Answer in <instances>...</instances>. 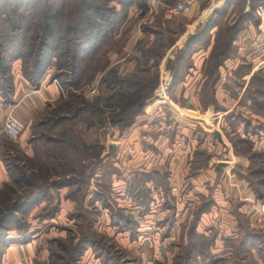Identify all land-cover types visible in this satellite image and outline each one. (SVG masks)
I'll return each mask as SVG.
<instances>
[{
	"label": "rangeland",
	"instance_id": "obj_1",
	"mask_svg": "<svg viewBox=\"0 0 264 264\" xmlns=\"http://www.w3.org/2000/svg\"><path fill=\"white\" fill-rule=\"evenodd\" d=\"M130 2L131 4H124L122 7L116 2L104 3L103 0H11L6 6L0 3V43L3 35H9L6 36L5 45L10 54L4 56V66L9 69L10 90L13 89L11 78L14 76L16 83L22 78L33 88H37L42 80L48 84L57 83L65 93L61 100L44 109L29 127L18 117L14 107L15 116L24 126V131L17 141H9L4 137V118H0V264L11 244L24 245L37 236L40 242H37L38 253L33 260L34 264H82L80 258L87 250H92L95 255L104 254V259L109 258L111 264H135L121 242H116L115 239L89 226L96 223L104 211L111 216L112 224L117 223L119 217L116 215H129L119 206L126 205L122 202L124 199L138 204H171V194L154 195L152 188H149L151 183H160L161 188L164 186L165 180L160 179L159 175L153 176V170L157 169L155 166L152 165L148 170L151 173L141 175L139 180L136 175L129 177V173L135 169L125 158L130 156L131 159L134 156L137 159L144 156L145 152L152 155V151L147 149L152 146H130L126 154L125 147L120 146L123 138L131 137L129 130L132 127L124 130L123 124L129 121L132 109L122 114L121 124H111V121L106 120L107 122L101 125L100 118L90 111H83L81 116L76 118L78 112L75 115L72 108L66 107V103L74 99L75 102L80 99L91 103L101 97L108 100L113 91L132 90L128 83L136 78L134 75H140L137 80L146 83L141 101L144 107H139L138 116L143 115L145 103L150 106L147 109L149 114L167 115L170 113V106L155 104L153 98L160 85L158 76L165 74L176 78V81L189 76L195 81L197 79L196 88L204 98L202 103L209 110L216 109L211 87L219 75L217 65L221 66L228 58H234L236 50L231 49L230 38L236 36L244 21H250L256 26L254 10L257 4L264 3V0H201L190 14L179 17L171 15V31L174 26L177 34L173 36L171 32L170 50L162 37H153L150 41H142L141 45L138 43L136 49L123 53L113 48L118 40H112L111 28L115 30L129 11H134L131 6L141 10V16L149 11L148 0ZM84 5H90L91 11L87 12V6L84 10ZM172 6L173 3L169 5V9ZM107 7L110 8L105 10ZM95 8H100L98 15L104 17V20H101V28L102 32L105 30V38H99L98 45L102 41L104 44L103 47H98L99 50L90 60L79 61L77 64L80 68L75 71L74 92L71 91V49L57 52L52 59L45 53L39 71L40 77L30 75L39 40L43 36L44 16L58 13L63 25L68 22L83 26L85 20H98L95 17ZM169 9L159 8L163 14ZM210 19L212 21L208 25ZM215 21V25L211 24ZM11 23H15L13 25L16 28L23 29L22 32L5 34ZM53 25L56 29L61 22ZM192 25V37L202 31L203 34L186 47L189 39L187 30L189 31V26ZM142 29L150 28L147 26ZM206 29L210 30L209 33ZM110 52L111 61L107 59L106 63L111 66L116 61L122 62L104 72L105 64L101 67L98 65ZM25 72L32 81L27 78ZM98 73L103 74L101 79L104 78L108 82L106 86L100 84L101 79H96ZM92 86H96L97 90L91 96L88 88ZM7 92L6 86L2 85L0 101L6 104L9 102ZM70 93L75 95L71 96ZM76 105L82 106L78 103ZM58 108L60 112L55 117L53 113ZM73 117L75 120L72 124L65 121L72 120ZM55 118L65 120H60L55 126ZM208 124L213 130L215 123H212L210 118ZM209 125L207 128H210ZM145 126H149L148 123H145ZM127 130L128 134L125 136ZM138 135L140 137L139 131L137 137ZM97 148L100 153L98 158ZM262 177L264 176L254 179ZM61 183L63 188L58 186ZM68 183H72V186H68ZM59 190L63 192L60 194ZM260 201L264 203L263 199ZM62 203L66 206L63 207ZM246 234L249 238H254V245L242 244L243 237L238 256L214 264H264V229L249 230ZM40 252H44L45 260H40ZM182 262L180 261V264Z\"/></svg>",
	"mask_w": 264,
	"mask_h": 264
},
{
	"label": "crops",
	"instance_id": "obj_2",
	"mask_svg": "<svg viewBox=\"0 0 264 264\" xmlns=\"http://www.w3.org/2000/svg\"><path fill=\"white\" fill-rule=\"evenodd\" d=\"M172 3V0H148L149 11L142 16L141 10L131 6L134 11H129L110 33L113 41L118 40L113 48L128 53L144 40L162 37L170 50L171 32L174 36L177 29L173 26L171 31L170 12L163 14L159 8L169 9ZM147 26L150 29H142ZM193 29L192 25L187 30L189 38ZM229 42L231 49L236 50L235 56L218 66L219 75L211 87L216 109L209 110L202 103L204 98L196 88L197 79L189 76L176 81L163 74L158 76L160 85L153 98L155 104L169 105L170 113L149 114L150 106L145 103L143 115L128 129L131 139L126 136L127 130L125 139L121 140L125 154L130 146H152L147 148L152 155L145 152L137 159L125 158L135 169L129 177L136 175L139 180L141 175L151 173L148 170L153 165L157 169L152 175H159L165 181L162 188L160 183H151L149 188L154 195L171 194L170 205L152 202L144 206L124 199L126 205L119 206L129 215L112 224L111 216L104 211L89 226L121 242L135 264H180V261L202 264L204 260L207 264L210 258L223 263L238 256L241 239L247 237V231L264 229V203L257 197L264 192V177L254 179L264 176V172L251 171L253 160L239 153L240 141L248 140L250 151L258 154L253 159L258 167L264 168V99H260L262 94L264 98V84L255 86L258 74H262L264 81V55L257 53V26L244 21ZM111 53L98 65L105 64L104 72L122 62L116 61L111 66L106 63L107 59L111 61ZM11 79L13 89L7 104L0 101V118L5 117L8 108L15 107L18 117L28 127L65 94L57 83L42 80L33 88L22 78L18 83L14 76ZM209 118L215 123L216 131L208 124ZM37 238L24 245L11 244L1 264H34L40 242ZM39 255L40 260H45L44 252ZM80 260L82 264H107L104 254L95 255L92 250H87Z\"/></svg>",
	"mask_w": 264,
	"mask_h": 264
},
{
	"label": "trees",
	"instance_id": "obj_3",
	"mask_svg": "<svg viewBox=\"0 0 264 264\" xmlns=\"http://www.w3.org/2000/svg\"><path fill=\"white\" fill-rule=\"evenodd\" d=\"M132 0H103L104 3H110V2H116L118 5H120L121 7L128 4H131ZM11 2V0H0V3L3 5H9ZM139 5V4H138ZM87 6V12L91 11V6L90 5H84L82 6L83 9L85 10ZM143 7V6H142ZM141 7V8H142ZM110 7H107L105 10H108ZM17 9V8H16ZM82 9V10H83ZM100 8H95V17L98 19L97 21H91V20H85L83 26H80L78 23H75L74 25L72 23L68 24H64L62 23V20L60 18V14H46L44 16V23H43V36L41 37V39L39 40V44L34 56V60H33V64H32V72L30 73V75L34 76L35 78L40 77L39 75V71L41 70L42 67V62L44 61V54L47 53L50 58L53 57V55H55L57 52H61L63 49H71V56L70 61H71V69H72V74H71V91L74 92V86L76 85V75H75V71L76 68H80L79 65H77L78 63H80L79 61H83V60H90V58L92 56H94L96 54V52L99 50V46L104 44V41H102L99 45H98V39L101 38L102 36L105 38V30L104 32H102V28H101V20H104V17L101 15H98V13L100 12ZM113 11V10H112ZM61 22V25H58L55 29L54 27V23L56 22ZM216 21L213 23V25H215ZM15 23H11V25L9 26L8 30H6L7 32L5 34H10L11 32H16V31H20L23 29H19L16 28L15 25H13ZM62 26V27H60ZM113 30V27L111 28V31ZM10 32V33H9ZM24 32V31H23ZM25 33V32H24ZM203 32L197 36L194 37H190L187 41L186 47L189 46L190 44H193L198 38H200L202 36ZM7 37L9 35H6ZM3 35V38L1 39V43H0V88L2 87V85L6 86V92L8 95H10L11 90H10V76H9V69L8 67L4 66V56L7 54L9 55L10 53L8 52L9 49L6 48V41H7V37ZM25 36V34H24ZM23 36V38H25ZM26 39V38H25ZM24 39V40H25ZM100 46V48H101ZM183 52V51H182ZM48 56V57H49ZM182 58V57H181ZM52 59V58H51ZM78 66V67H77ZM220 65H217V67ZM27 70V69H24ZM83 73V72H82ZM27 78H29V75L27 72H25ZM85 76V75H83ZM136 76V78H134V80L132 82H129V88L132 90H127V92H116L113 91V95L112 97H110L108 100H103L101 97L94 99L91 103L89 102H83L82 100H78L75 102L74 100H71V102H67L66 103V107H70L72 108V112L76 113L78 112V114L75 116L76 118H78V116L80 117L81 112L83 111H90V113H93L94 115H97L98 118H100V122L102 123L101 125H104L107 121L109 120V122L111 121L115 124L116 123H120V117L122 116V114H125L126 112H129V110L131 111L132 109V115L129 118V123H124V130L129 128L130 126L133 125L134 123V119L140 115V111L139 106L141 104H143L142 101V95L144 93V88L145 85L144 83H146L145 81H139L137 79L140 78V75H134ZM257 78V82L255 83V86H263L264 81L262 78V74H258L256 76ZM255 78V79H256ZM144 79V78H141ZM29 80H33L31 77L29 78ZM256 80H253V82ZM109 83H111V81L109 80ZM101 85H105L108 84V82H106V80L103 78L100 81ZM110 87H112L110 85ZM134 90V91H133ZM71 96L75 95V93H70ZM261 100L264 99L263 98V94L262 97L260 98ZM81 104V107H78V105L76 104ZM261 106H263V104H261ZM78 107V108H77ZM60 108V107H59ZM56 109L53 113V115H56L55 117H57L58 113L60 112V109ZM71 110V109H69ZM137 110V111H136ZM136 111V112H135ZM71 112V113H72ZM106 114V117H104V115ZM59 119L55 118V126L58 122H60V120H65V119H60L59 121H57ZM74 117L71 119H66L65 121L72 124V121H74ZM63 121V122H65ZM54 129V127H52ZM241 142V149L239 150L240 154L246 155L248 157H250L253 161V167L251 169V171H255L257 168H259V170L264 172V168H262L261 166L258 167V163H256L257 161L253 159L254 156H258V154L256 153H252L250 151V143L248 140H244V141H240ZM96 150V148H94V151ZM98 153L96 155V158H98L100 156L99 153V149L97 148ZM255 166H257L255 168ZM255 168V169H253ZM250 171V172H251ZM72 186V183H68V186ZM58 186H62L59 188H63V183H61ZM46 187V186H45ZM56 187V186H55ZM55 187H50L51 188H55ZM49 188V187H46ZM45 188V189H46ZM45 189H43V192L45 191ZM263 193H258L257 197L259 199H263ZM140 205H144V206H148V204H144V203H139ZM117 217V222H119L121 215H116ZM126 219V218H124ZM86 240V238H84V241ZM254 238H249L248 236L246 238H244V240L242 241V244H251L254 245ZM106 259V263L107 264H111L110 261ZM73 261V259H72ZM205 261V260H204ZM189 262V261H188ZM211 262L210 264H214L216 262H220L219 260L217 261L214 258H210L207 261V264ZM202 263V262H201Z\"/></svg>",
	"mask_w": 264,
	"mask_h": 264
},
{
	"label": "built area",
	"instance_id": "obj_4",
	"mask_svg": "<svg viewBox=\"0 0 264 264\" xmlns=\"http://www.w3.org/2000/svg\"><path fill=\"white\" fill-rule=\"evenodd\" d=\"M171 1V0H170ZM173 6L170 7V14L174 17L190 14L201 0H172ZM255 21L258 31L259 42L257 43V53L264 55V3H258L254 10ZM97 87L88 88L92 96L96 93ZM24 131V126L14 114V108L10 107L5 114L2 127V134L9 141H17Z\"/></svg>",
	"mask_w": 264,
	"mask_h": 264
},
{
	"label": "water",
	"instance_id": "obj_5",
	"mask_svg": "<svg viewBox=\"0 0 264 264\" xmlns=\"http://www.w3.org/2000/svg\"><path fill=\"white\" fill-rule=\"evenodd\" d=\"M203 32V31H202ZM202 32H200V34L202 33ZM140 108H143L144 107V103L143 104H141L140 106H139ZM215 128V127H214ZM213 128V130H215L216 131V128L214 129Z\"/></svg>",
	"mask_w": 264,
	"mask_h": 264
}]
</instances>
